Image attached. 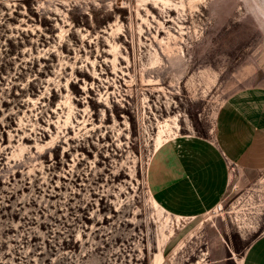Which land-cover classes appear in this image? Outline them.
Returning <instances> with one entry per match:
<instances>
[{
    "label": "rangeland",
    "instance_id": "obj_1",
    "mask_svg": "<svg viewBox=\"0 0 264 264\" xmlns=\"http://www.w3.org/2000/svg\"><path fill=\"white\" fill-rule=\"evenodd\" d=\"M251 85L264 0H0V264H240L264 173L198 217L146 177L162 129L210 137Z\"/></svg>",
    "mask_w": 264,
    "mask_h": 264
},
{
    "label": "crops",
    "instance_id": "obj_2",
    "mask_svg": "<svg viewBox=\"0 0 264 264\" xmlns=\"http://www.w3.org/2000/svg\"><path fill=\"white\" fill-rule=\"evenodd\" d=\"M233 169L264 173V85L232 93L210 137L168 138L153 154L146 183L168 213L198 217L230 198ZM240 264H264V233L252 242Z\"/></svg>",
    "mask_w": 264,
    "mask_h": 264
},
{
    "label": "bare ground",
    "instance_id": "obj_3",
    "mask_svg": "<svg viewBox=\"0 0 264 264\" xmlns=\"http://www.w3.org/2000/svg\"><path fill=\"white\" fill-rule=\"evenodd\" d=\"M167 128L169 127V124L166 123L165 125ZM163 128V127H162ZM166 129V128H165ZM165 129H162L159 136L157 137V146L156 148H159L167 139L163 136V133L165 132ZM168 133V132H167Z\"/></svg>",
    "mask_w": 264,
    "mask_h": 264
},
{
    "label": "built area",
    "instance_id": "obj_4",
    "mask_svg": "<svg viewBox=\"0 0 264 264\" xmlns=\"http://www.w3.org/2000/svg\"><path fill=\"white\" fill-rule=\"evenodd\" d=\"M218 209H219V210H222V205L218 206Z\"/></svg>",
    "mask_w": 264,
    "mask_h": 264
}]
</instances>
